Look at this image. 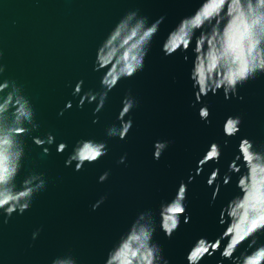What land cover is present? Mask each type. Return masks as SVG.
Wrapping results in <instances>:
<instances>
[{
  "label": "water",
  "instance_id": "water-1",
  "mask_svg": "<svg viewBox=\"0 0 264 264\" xmlns=\"http://www.w3.org/2000/svg\"><path fill=\"white\" fill-rule=\"evenodd\" d=\"M200 0H0V48L4 51L5 77L23 85L36 109L39 125L26 137V155L17 183L30 172L44 173L47 185L22 215L13 213L8 223L0 215V264H51L53 257L71 252L78 264H104L108 249L127 230L137 213L158 209L162 200L176 194L179 183L187 184V211L190 222L183 223L171 239L157 228L154 239L163 248L169 264H187L186 254L194 241L204 236L214 240L222 231L219 213L239 191V173L229 171L241 137L264 145V75L239 89L243 99L225 100L222 90L203 97L210 110V124L199 117L190 79L192 67L184 53L165 56L162 43L180 19L189 15ZM154 21L165 19L145 59L144 70L122 79L108 94L97 123L96 102L77 107L84 92L101 91L103 70L94 71L98 45L129 10ZM194 43V42H193ZM175 78V79H173ZM83 80L80 94L73 95L77 81ZM131 91L138 103L125 119L132 128L123 140L106 134L117 124L122 100ZM68 101L71 108H66ZM63 110V114L60 112ZM229 115L242 118L240 132L232 137L223 132ZM51 133L55 142L37 146L32 136L44 139ZM81 138L106 141L107 155L81 171L65 166L75 142ZM156 140L171 141L159 161L153 158ZM228 140L227 146L224 141ZM68 147L57 152V145ZM221 146L219 161L199 165L210 144ZM50 149L48 154L43 148ZM126 155L125 163H118ZM201 168L200 174L196 173ZM214 169L218 179L207 181ZM109 171L104 182L99 176ZM228 173L231 181L224 183ZM189 175L194 179L190 182ZM220 185L213 201L212 193ZM101 196L106 199L95 211ZM40 229L33 240L32 233ZM260 241L264 242V234ZM247 243L241 245L243 251ZM220 252L205 256L201 264H217ZM223 264H231L224 260Z\"/></svg>",
  "mask_w": 264,
  "mask_h": 264
},
{
  "label": "clouds",
  "instance_id": "clouds-1",
  "mask_svg": "<svg viewBox=\"0 0 264 264\" xmlns=\"http://www.w3.org/2000/svg\"><path fill=\"white\" fill-rule=\"evenodd\" d=\"M164 19L160 16L150 21L147 16L140 15L138 9H132L116 22L95 54L93 70H103L101 91L84 92L77 107H82L86 100L96 102L95 116L102 110L109 92L122 79H129L144 70L145 59ZM162 51L165 56L182 52L185 61L189 60L191 53L190 79L195 95L192 106L200 103L199 117L210 124L211 113L203 97L210 92L216 95L222 90L225 100L233 97L242 100L239 89L250 80L264 75V0H200L198 7L182 17L169 31L162 43ZM3 56L4 51L0 48V215L6 224L13 213L22 215L31 207L34 198L45 190L47 181L44 173L33 171L17 183L26 155L25 138L39 125L36 123L35 106L23 85L5 77ZM82 85L83 80L77 81L73 95L81 93ZM138 103L129 90L117 117L119 125L112 124L107 128L109 137L121 140L127 137L133 120L131 117L125 119V116L138 107ZM65 107L71 108L72 102L68 101ZM98 120L99 117L95 116L93 123ZM241 124V116L229 115L223 124L224 134L229 137L237 135ZM31 138L37 146L55 142L51 133L44 139L39 136ZM170 143L169 140H156L153 158L159 161ZM227 144L228 140H225L224 145ZM67 147L61 141L56 150L63 153ZM49 151L48 147L43 148L45 154ZM108 151L106 141L81 138L73 145L65 166L74 164V170L81 171L85 163H95ZM220 156L221 146L213 141L198 164L219 161ZM125 161L126 155L121 156L118 163ZM195 171L200 174L201 168L197 167ZM229 171L239 173L236 181L239 191L221 208L219 224L222 231L214 240L198 237L186 254L187 264H201L206 255L211 257L217 251L222 258L217 264H223L224 260L231 261V264H264V242L260 241L264 234V145L241 137ZM218 172L219 169L212 171L207 181L209 186L218 179ZM109 175V171H104L98 178L99 182L107 180ZM192 179L194 177L189 175V182ZM230 181L231 176L226 173L224 183ZM219 188L220 185L216 184L213 201ZM105 199L101 196L92 204V209H98ZM186 201L187 184L182 180L172 199L162 200L158 209L149 208L137 213L127 230L108 249L104 264H169L162 246L154 237L159 228L171 239L181 225V217L184 224L190 222ZM39 232L40 229H37L32 233L33 240ZM245 243L247 247L238 252ZM51 264L78 262L69 252L53 257Z\"/></svg>",
  "mask_w": 264,
  "mask_h": 264
}]
</instances>
